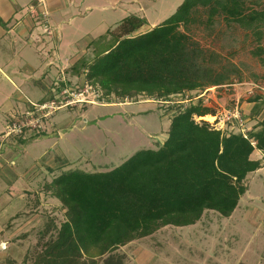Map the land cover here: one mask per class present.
Wrapping results in <instances>:
<instances>
[{"label": "rangeland", "instance_id": "374dc122", "mask_svg": "<svg viewBox=\"0 0 264 264\" xmlns=\"http://www.w3.org/2000/svg\"><path fill=\"white\" fill-rule=\"evenodd\" d=\"M182 2L149 4L155 6L148 10L147 24L139 32L165 21ZM259 2L264 7V0ZM29 10L23 7L18 14L23 17ZM94 12L85 13L89 16L86 21L76 19L56 31L48 9H43L48 23L38 19L32 34L40 48L35 51L32 44L15 43V48L25 49L23 60L9 56L22 67L21 74H12L17 84L12 86L0 78V120L9 116L0 126V264H34L45 244L57 238L66 208L45 185L60 173L108 171L141 149H157L167 138L181 102L188 106L201 101L215 112L212 121L194 115L195 121L223 128L226 134L241 133L228 112L238 106L242 117L243 111L248 114L254 108L249 97L264 95V79L254 81V76L264 73V65L249 52L253 36L238 28L208 37L198 31L196 38L204 45L223 47V54L243 71L242 82L191 92L188 96L193 100L181 94L171 102L145 95L106 96L98 84L86 78V69L81 70L84 63L106 61L99 59L115 43V36L103 31L100 21L91 20ZM32 13L37 16L33 9ZM72 66L82 74H74ZM44 96L47 101L41 103ZM8 97L18 105L11 113ZM251 116L243 121L245 128H252L264 116V105ZM13 123L23 124L22 132L11 130ZM253 158L262 167L248 174V190L230 217L206 210L194 225L162 227L115 250L121 264H264V152Z\"/></svg>", "mask_w": 264, "mask_h": 264}, {"label": "trees", "instance_id": "16d2710c", "mask_svg": "<svg viewBox=\"0 0 264 264\" xmlns=\"http://www.w3.org/2000/svg\"><path fill=\"white\" fill-rule=\"evenodd\" d=\"M145 24L144 17L127 16L108 32L115 43L99 59L106 61L82 65L86 78L104 95L171 102L175 95L242 82L243 71L223 54V47L204 45L196 38L198 31L204 37L238 28L251 31L249 52L264 65V7L259 0H183L165 21L134 34ZM260 77L264 73L254 81ZM262 100L263 94L249 97L254 108L243 111L242 118H252ZM182 104L157 149H141L108 171L62 172L45 185L66 208V220L34 264H121L115 250L162 227L194 225L206 210L232 215L248 190V174L262 167L251 155L264 152V116L247 136L226 134L194 120V115H215L211 107L201 101Z\"/></svg>", "mask_w": 264, "mask_h": 264}, {"label": "crops", "instance_id": "0c3cea01", "mask_svg": "<svg viewBox=\"0 0 264 264\" xmlns=\"http://www.w3.org/2000/svg\"><path fill=\"white\" fill-rule=\"evenodd\" d=\"M156 1L157 0H0V78H4L12 86L17 84L12 74L15 72L21 74L22 67H19L17 60L25 59V54H23L24 47L20 46L22 49H18V45H16L15 48V43L19 45L22 43L32 44L33 47L35 46V51H38L40 48L38 43L33 42L34 36H32L33 33H36V29L39 26L37 23L38 21L35 19L36 16L29 10V13H26L25 16L22 17L18 12L23 7H30L31 10L33 7L37 16L42 15L43 9H48L50 23L56 28V31L71 24L76 19L86 21V19H89V16L85 13L95 10L97 14H91V20H95L96 23L100 21L102 30L108 34V32L114 30L124 18L131 14L144 17L148 21L147 12L148 10L150 12L155 6V4H149ZM148 6L151 7L149 8ZM101 11L104 12V14L101 13L99 15ZM20 16L21 18L19 19ZM145 25L134 32V34L144 33L139 31ZM104 26L106 28H104ZM9 56L17 60H10ZM1 61H3V63H1ZM13 65L14 68L16 66V68H20V70H14V68H12ZM6 69L12 71L7 72ZM41 99H47V97L44 96ZM10 100L11 98L9 97L6 100L10 102L9 113L13 112L14 108H18V105L14 106V102ZM20 103L24 104L23 100H21ZM251 103L254 104V102ZM8 117L9 116L5 117L4 120L1 119L2 121L0 120V126L5 123ZM8 142H10V139L6 140V143ZM257 153L263 152L255 150L251 157L253 158V155Z\"/></svg>", "mask_w": 264, "mask_h": 264}, {"label": "built area", "instance_id": "2783aa9c", "mask_svg": "<svg viewBox=\"0 0 264 264\" xmlns=\"http://www.w3.org/2000/svg\"><path fill=\"white\" fill-rule=\"evenodd\" d=\"M32 9H33V7H32ZM30 11L32 12V10L30 9ZM36 17H38L36 20L38 21V19H41L42 20V23H48L47 21H46V16H43V14L41 15V16H36ZM44 17V18H43ZM38 22H40V21H38ZM44 26L45 25H42V27L44 28ZM47 33H50L49 31L50 30H45ZM188 97V96H187ZM158 101H161V100H158ZM186 101V100H185ZM164 102V101H163ZM39 105V104H38ZM35 106H36V104H35ZM31 108L32 109H34V104H32V106H31ZM36 109V108H35ZM240 112H241V109L238 107V106H236L231 112H228L229 114H230V117H231V119H234L236 122H237V126H238V128L240 129V131H241V133L242 134H244V136H247L246 134H247V130H249L247 127L245 128V125H244V123H243V121H245L242 117H241V114H240ZM197 117V116H196ZM229 117V116H228ZM199 118H202V117H199ZM200 120H196V122H198V123H200L199 122ZM13 125V127H9L11 130H15V131H17V133H20V132H22V129H23V124H12ZM217 128V127H216ZM217 129H221V130H224L223 128H217Z\"/></svg>", "mask_w": 264, "mask_h": 264}, {"label": "bare ground", "instance_id": "6f19581e", "mask_svg": "<svg viewBox=\"0 0 264 264\" xmlns=\"http://www.w3.org/2000/svg\"><path fill=\"white\" fill-rule=\"evenodd\" d=\"M204 118L207 120H210V121L214 120L213 115H206V116H204Z\"/></svg>", "mask_w": 264, "mask_h": 264}]
</instances>
